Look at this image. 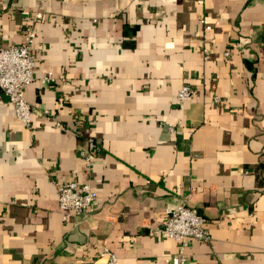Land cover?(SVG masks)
I'll return each mask as SVG.
<instances>
[{
	"label": "crops",
	"instance_id": "obj_1",
	"mask_svg": "<svg viewBox=\"0 0 264 264\" xmlns=\"http://www.w3.org/2000/svg\"><path fill=\"white\" fill-rule=\"evenodd\" d=\"M22 10L45 17L29 127L0 90V264H171L158 229L177 203L211 238L185 264H264V0H0V47L22 42ZM69 181L95 201L63 220Z\"/></svg>",
	"mask_w": 264,
	"mask_h": 264
},
{
	"label": "built area",
	"instance_id": "obj_2",
	"mask_svg": "<svg viewBox=\"0 0 264 264\" xmlns=\"http://www.w3.org/2000/svg\"><path fill=\"white\" fill-rule=\"evenodd\" d=\"M22 42L19 45L0 47V90L6 97V102L14 112L15 119L22 125L29 127L32 117L36 113L23 95V91L34 80V43L36 38L35 26L42 20L44 15L39 11L22 10ZM2 14L0 13V21ZM206 29L209 27L206 26ZM202 55L207 58L208 49L203 47ZM229 53L224 52L227 57ZM55 81L52 73L44 75L41 84H51ZM193 90L189 85H183L177 95L176 102L182 104L190 101ZM219 100L216 98V102ZM44 115L49 111L44 110ZM58 125V124H57ZM96 150L95 141L87 138L86 148L80 149V156L86 166L93 160L92 151ZM58 208L63 220L82 214L95 201V193L88 184H79L75 181L61 183L57 186ZM158 233L163 237L173 240L177 244L175 254L171 258V264H185V251L189 241L210 243L211 238L206 228L204 217L196 208L186 204L177 203L167 212V219ZM106 259V264H119L117 256L109 251L101 254Z\"/></svg>",
	"mask_w": 264,
	"mask_h": 264
}]
</instances>
